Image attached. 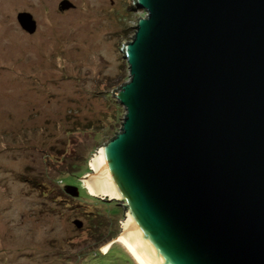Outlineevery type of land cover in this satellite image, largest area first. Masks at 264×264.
<instances>
[{"label": "water", "instance_id": "water-1", "mask_svg": "<svg viewBox=\"0 0 264 264\" xmlns=\"http://www.w3.org/2000/svg\"><path fill=\"white\" fill-rule=\"evenodd\" d=\"M134 5L112 90L125 113L89 160V194L124 208L118 236L144 264H264V0Z\"/></svg>", "mask_w": 264, "mask_h": 264}, {"label": "rangeland", "instance_id": "rangeland-1", "mask_svg": "<svg viewBox=\"0 0 264 264\" xmlns=\"http://www.w3.org/2000/svg\"><path fill=\"white\" fill-rule=\"evenodd\" d=\"M60 1L0 0V264H139L115 242L124 208L91 196L82 176L120 130V49L144 11L134 0H71L63 13Z\"/></svg>", "mask_w": 264, "mask_h": 264}, {"label": "bare ground", "instance_id": "bare-ground-1", "mask_svg": "<svg viewBox=\"0 0 264 264\" xmlns=\"http://www.w3.org/2000/svg\"><path fill=\"white\" fill-rule=\"evenodd\" d=\"M83 182H84V183H83L84 186L87 187V189L89 190V192L92 193V194H94V193L92 192L91 188L88 186V184L85 183L84 180H83ZM116 240H117V242H121V243H122V245L126 248V250L128 251V253H131V254H132V256L134 257V259L136 260L137 263H139V264H144V263H142V262L138 259V257L136 256V254L131 250V248H129V246L127 245V243L124 242V240H123L120 236H119L118 239H116Z\"/></svg>", "mask_w": 264, "mask_h": 264}, {"label": "flooded vegetation", "instance_id": "flooded-vegetation-1", "mask_svg": "<svg viewBox=\"0 0 264 264\" xmlns=\"http://www.w3.org/2000/svg\"><path fill=\"white\" fill-rule=\"evenodd\" d=\"M63 2V0H61L60 2H59V4H58V7H57V9L59 10V11H61V12H63L64 13V10H69V9H72V8H70L71 6H72V3H71V5L68 7V9L67 8H65V9H61V3ZM71 2V0H69V3ZM32 15V14H31ZM32 18H33V15H32ZM33 20L35 21V19L33 18Z\"/></svg>", "mask_w": 264, "mask_h": 264}, {"label": "trees", "instance_id": "trees-1", "mask_svg": "<svg viewBox=\"0 0 264 264\" xmlns=\"http://www.w3.org/2000/svg\"><path fill=\"white\" fill-rule=\"evenodd\" d=\"M122 84H123V83H122ZM113 96H114V95H113ZM114 97H115V96H114ZM112 100L115 101L114 98H112ZM111 129H112V128L109 127V129H108L109 131L107 132V135H110V134H111V131H112ZM115 133H116V132H115ZM114 135H115V134H114ZM114 135H112L111 137H108V139L114 137ZM108 139H107V140H108ZM101 201H102V200H101Z\"/></svg>", "mask_w": 264, "mask_h": 264}]
</instances>
